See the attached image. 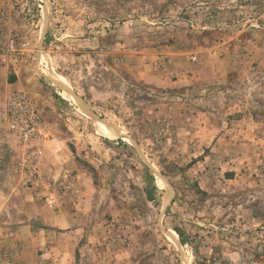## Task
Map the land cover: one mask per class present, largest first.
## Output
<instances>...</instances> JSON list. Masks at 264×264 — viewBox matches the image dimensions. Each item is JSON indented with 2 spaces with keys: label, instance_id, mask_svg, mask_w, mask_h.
<instances>
[{
  "label": "rangeland",
  "instance_id": "1",
  "mask_svg": "<svg viewBox=\"0 0 264 264\" xmlns=\"http://www.w3.org/2000/svg\"><path fill=\"white\" fill-rule=\"evenodd\" d=\"M193 73H217L200 107L225 151L181 155L175 122L148 112ZM33 86L65 104L39 115L35 168L18 149L0 171V264H264V0H0L5 138L10 97ZM72 130L83 155L47 179V149Z\"/></svg>",
  "mask_w": 264,
  "mask_h": 264
},
{
  "label": "crops",
  "instance_id": "2",
  "mask_svg": "<svg viewBox=\"0 0 264 264\" xmlns=\"http://www.w3.org/2000/svg\"><path fill=\"white\" fill-rule=\"evenodd\" d=\"M228 74H229L228 72H223L219 74V77H223V76L227 77ZM209 77L203 76L202 74H198V75L195 73L189 74L187 75V78L185 77L184 82L179 83L180 85H185L187 87L186 93L176 94L179 96H173V97L171 96V98L174 99L172 100V102H162L161 104L151 105L149 107L151 108V111L148 112L152 114V117L157 118L156 121L157 120L160 121V119L162 120L163 118H169L175 122L176 131L177 130L179 131L178 134H176V137L178 138L177 142H179L180 147L184 149L180 153L181 155L189 154V152H191L195 148V146H197L199 143L201 145L207 144V141L209 139L213 140V142H211L210 145H213L214 148L215 146H218V149L221 152L226 150V146L228 144L226 135L228 134V132L223 133L221 130H217V126L214 125V123H212L214 122V119H212L213 118L212 113L208 112V110L204 111V109L200 107L201 103L204 100H207V98H213L214 93H217V89H219V88L217 89L212 88L207 83L208 81H210L211 78L218 77L217 73H215L213 76L210 75ZM179 84L175 82L174 86ZM26 88L28 89V87ZM58 88H60L70 98V92H68L69 89L68 87L58 85ZM28 90H29L28 93L30 94L28 95L30 96L29 98L31 102L33 103L39 115L42 116L44 120L50 122L49 120L55 113H58L59 116H62L61 113V108H63L62 104H65L62 99L59 100L55 96H52L50 90L48 95L47 94L48 91L46 90L44 91L42 88L39 89L36 86H33ZM74 96L75 98H77L75 94ZM193 96L195 97V99L193 100L189 99L190 97ZM63 97L65 98V96ZM78 106H80L81 109H88L83 103L82 104L78 103ZM64 107L66 111H68L67 107L66 106ZM88 110H87L88 112L87 114L91 118L101 123H104V125L101 124V127L103 126L106 128L107 127L110 128L111 126L110 124L104 121H100L99 119H97L98 117L95 116L91 110L90 111ZM248 119L249 117L245 116L242 118V121H247ZM61 122L64 123L63 124L64 127L70 128L69 125H71V122H67L65 118L63 119V117L61 118ZM73 122L75 123L74 120ZM1 123L2 122L0 121V171L8 170V168L10 171L9 163L10 160L12 159V156L10 158L9 153H14L16 155V151L18 150V147L15 141L6 137L9 140L10 149L7 150L5 148V144H7L8 142L5 136L2 135ZM243 132H245V130H238L232 132L231 134H233V136L230 138L228 137V139H232V140L234 139V143L232 142L229 143L232 145L240 144L238 137H240V135H242ZM63 134L64 135H61V137L63 136L61 138V140L64 142L63 146H61L60 149L58 148L55 152H52L51 148H49L45 153L44 162L42 164V172L45 174L47 179L49 175L58 174L60 176L66 174L67 172L69 173L73 171V169L76 168L75 156L79 154L83 155V152L85 151V147H84L85 141L81 143V138L79 137L78 131L72 130V132H68L67 134L63 133ZM220 134L222 135L219 138ZM90 138L92 139V137ZM217 139L222 143H220L219 141L217 142ZM87 143H91V142H87ZM11 146L14 150H12ZM87 146L88 145H86V147ZM87 153L90 154L89 149H87ZM2 184H4V182ZM84 207L86 208L85 205ZM61 210L62 208H60L59 211ZM71 247H72V243H71ZM59 263H63V262H59Z\"/></svg>",
  "mask_w": 264,
  "mask_h": 264
},
{
  "label": "built area",
  "instance_id": "3",
  "mask_svg": "<svg viewBox=\"0 0 264 264\" xmlns=\"http://www.w3.org/2000/svg\"><path fill=\"white\" fill-rule=\"evenodd\" d=\"M3 117L6 120L5 133L15 141L19 149L21 155L19 165L26 164L28 168L34 169L43 151V146L36 141L41 137L48 139L51 134L42 130L39 113L30 98L25 94H13Z\"/></svg>",
  "mask_w": 264,
  "mask_h": 264
},
{
  "label": "bare ground",
  "instance_id": "4",
  "mask_svg": "<svg viewBox=\"0 0 264 264\" xmlns=\"http://www.w3.org/2000/svg\"><path fill=\"white\" fill-rule=\"evenodd\" d=\"M100 128H101V131H104L105 133H110L109 130L106 127H101L100 126Z\"/></svg>",
  "mask_w": 264,
  "mask_h": 264
}]
</instances>
